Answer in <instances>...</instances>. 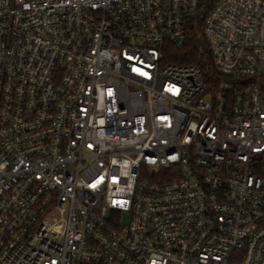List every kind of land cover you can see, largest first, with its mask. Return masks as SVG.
I'll return each mask as SVG.
<instances>
[{
  "label": "built area",
  "instance_id": "built-area-1",
  "mask_svg": "<svg viewBox=\"0 0 264 264\" xmlns=\"http://www.w3.org/2000/svg\"><path fill=\"white\" fill-rule=\"evenodd\" d=\"M204 1L0 0V264H264V0L219 87L165 60Z\"/></svg>",
  "mask_w": 264,
  "mask_h": 264
},
{
  "label": "trees",
  "instance_id": "trees-1",
  "mask_svg": "<svg viewBox=\"0 0 264 264\" xmlns=\"http://www.w3.org/2000/svg\"><path fill=\"white\" fill-rule=\"evenodd\" d=\"M210 0H205L201 16L192 23L188 41L181 47L167 43L165 47V60L178 64L196 65L201 68L211 87H219L221 74L210 53L204 37V14L208 10Z\"/></svg>",
  "mask_w": 264,
  "mask_h": 264
}]
</instances>
